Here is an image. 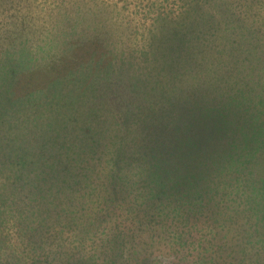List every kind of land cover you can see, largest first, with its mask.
Here are the masks:
<instances>
[{"label": "rangeland", "instance_id": "374dc122", "mask_svg": "<svg viewBox=\"0 0 264 264\" xmlns=\"http://www.w3.org/2000/svg\"><path fill=\"white\" fill-rule=\"evenodd\" d=\"M233 25L255 43L238 52L252 66L235 86L241 102L230 109L227 97L215 100L221 90L211 75L221 69L219 51L231 54L245 37ZM76 38L83 45L75 66L66 60ZM210 39L217 65L206 74L198 57ZM186 54L172 69L186 74L182 84L164 70ZM129 84L134 96L145 89L157 97L166 118L162 147L172 153L174 180L186 185L198 153L186 136L203 107H220L229 123L231 111L247 116L264 95V0H0V264H264V113L259 121L242 118L241 133H213L214 144L227 148L212 163L219 170L200 184L213 200H194L191 209L185 198L165 201L170 221L151 229L140 214L162 210L150 195L162 189L152 179L164 171L150 162L119 164L108 149L116 145L114 108ZM100 144L102 158L84 162ZM93 166L91 187L85 175ZM59 197L61 232L48 235L47 258L35 230H46L43 220L56 223ZM88 223L97 229L87 236ZM111 233L110 242H99ZM160 233L168 246L159 244Z\"/></svg>", "mask_w": 264, "mask_h": 264}, {"label": "trees", "instance_id": "16d2710c", "mask_svg": "<svg viewBox=\"0 0 264 264\" xmlns=\"http://www.w3.org/2000/svg\"><path fill=\"white\" fill-rule=\"evenodd\" d=\"M210 27V26H209ZM216 27L215 23L211 25L212 30H214ZM241 28L240 32H242L243 35H245L244 39L240 40L237 45L233 48V51L231 54L227 55L223 50L219 51L221 53L220 55V62H218V65H220L221 69L219 72H215L211 75L215 81V84H217V90H221V96H218V94L215 96V100L220 103V100L222 97H224V100H226L227 97V104L230 103L229 108L233 106H237L241 102L239 88H235L236 85H240L241 77L245 74L244 72L252 66V63L250 64L249 61L242 59V56L238 54V52L244 51V49L251 47L255 42L253 40H247L245 41L246 34L250 33L249 30H246V28H243L241 25L240 27H236L235 25L232 26V29L234 30L232 33L234 35H240L239 29ZM207 31H209L208 28H206ZM250 35V34H249ZM251 36V35H250ZM248 37V36H247ZM218 38V37H216ZM255 38V37H250ZM72 39V38H70ZM220 39V38H218ZM77 42H80L79 44H76L75 42H67L70 47L72 48L67 51V60L66 63L74 62L75 66L78 64V51L81 50L83 43L81 42L80 38H76ZM208 41V39H207ZM214 42L209 40V43L205 47L203 59L198 57V64L202 65L204 67L205 73H208V69L215 68L217 65V50H214ZM236 50V51H235ZM217 52V53H216ZM188 54V53H187ZM187 54L183 56L182 59L175 60V63L173 65L167 64L164 74L169 77L171 73L176 78H181L182 84H188L186 81V74L180 72L178 69L176 71L172 70L174 65H178L181 67L185 61L187 60ZM237 54L240 56V58L237 56ZM201 55V54H200ZM188 58H192L191 55L188 54ZM225 58V59H224ZM224 61V64L222 66V63ZM65 60H63V63ZM231 68L233 71V74H229L227 71V68ZM237 72V73H236ZM163 76V80L168 79L166 76ZM207 81V80H206ZM208 83V82H207ZM221 87V88H220ZM143 88V87H142ZM144 89V88H143ZM132 91V85H126L123 87V93L122 97L117 101V104L115 106V110H117L118 118L115 119V122L118 123L117 127L115 128V146L112 150L109 149L110 154H115L116 157H114V160L116 162L122 163L123 161L125 163H128L127 165L132 166L134 164L133 161L140 162L142 167H145V165L150 162L154 163L156 166H158V170L164 171V177L157 178L158 176L154 177L152 179V183L159 185L158 182H161L162 189L161 190H153L156 194L153 192L150 195L151 200H154L155 195L156 200L159 201L160 209L157 210V207L152 211L150 210V216L140 214L141 220L140 224L151 227V229H158L159 225L168 223L170 221V213H169V204H172V202L181 203L182 198H185L187 200V204H184V206L189 207L191 209V203L194 202V200H198L199 202L205 200L211 202L213 200L212 195H205V192L202 190L204 189V186H201L203 182L208 183L209 181V174L211 175L212 168L219 170L218 165L212 164L214 162L220 161V159L223 157V154H226L227 148H225L222 143L221 144H214L216 139L214 138L213 133L215 131H223V128L232 127L234 130L230 131V133H241L243 131V126L245 123L242 122V118L247 121L248 118H252L255 115V119L259 121V117L262 113H264V95L261 96L257 103H250V112H248V115L245 116L242 114V111L233 112L231 111L232 119L229 123H226L224 116H227L226 111H224V114L221 112V108L217 106L211 107V104L208 103L207 106H204L203 109L200 111L199 115V121L195 122L194 132L193 129L189 131L190 135L186 136V140L192 142L193 144H196L198 147V153L195 157V160H193L190 163V166L192 167V171L190 174V181L185 185H180L179 181L174 180L173 170L172 168V161L168 164L169 159H171L172 153L167 148H163L162 144V130L164 127V123L166 121L165 113L162 108L158 105L157 97L155 95L147 96L145 93V89L143 90L144 94L142 97L134 96V94L130 93ZM130 95V98H127V95ZM223 95V96H222ZM126 99L127 101L123 100ZM263 108V109H262ZM254 121V119H253ZM158 124V125H157ZM160 124V125H159ZM168 132V131H167ZM193 132V133H192ZM99 141L102 142V139ZM235 141V140H234ZM225 142V141H224ZM228 143V141H226ZM233 144V143H232ZM227 147H232L231 144H227ZM248 145V144H247ZM102 145L98 146L93 152L87 153L85 157L84 162H91L92 158L96 159L95 156L98 154L100 158H102V152L101 150ZM21 148V147H20ZM255 147H253L254 149ZM23 149V148H22ZM256 149H260L256 147ZM231 153V152H230ZM82 156V155H81ZM260 158L256 159L255 161L257 163H263ZM111 160V158H110ZM100 161H102L100 159ZM109 161V160H108ZM261 161V162H259ZM210 164H212V167H210ZM87 165L84 167L86 169ZM92 166V165H91ZM95 166L92 167L93 171L91 174H86L85 176L89 181L91 182V187L94 184V180L97 177ZM144 169V168H143ZM215 170V171H216ZM144 171V170H143ZM213 181L216 182V180L222 179L220 176L214 175ZM166 178V179H165ZM263 183V182H262ZM155 185V186H156ZM101 189V186H100ZM162 194V195H161ZM159 195L161 196L159 200ZM152 196V197H151ZM149 198V199H150ZM57 198L55 200V204L52 205L54 210L52 211L53 217L56 218V223H54L53 218H51L48 221L43 220V224L46 225V230L42 232L41 228H38L35 230L36 236L39 238L37 242L39 244L38 248L41 250L43 248L44 253L46 257H50L52 255V252L50 251V244L51 242H47V237L51 232H54L56 235L60 234L61 232V225H60V219H59V200ZM54 201V200H53ZM167 201L169 204H165L163 202ZM193 207V206H192ZM257 206L252 207L251 210H255ZM51 210V208H50ZM189 210V209H188ZM165 211L166 214L163 213ZM210 219V218H209ZM154 227V228H153ZM93 228L97 229L95 225L93 224H85L84 225V231L87 234L92 233L93 234ZM163 231V230H162ZM145 234L148 233L147 231H144ZM113 233L109 234L105 239L99 241L100 243L103 242H110L111 236ZM160 241L159 244L165 245L168 238L165 239L167 241H163V238L160 233ZM177 238V237H176ZM154 245V244H153ZM169 244L167 243L166 246ZM163 247V246H162ZM130 248L126 250V253H128V256H130ZM41 252V251H40ZM236 253L235 250H232L229 252V256H234ZM109 254V253H108ZM127 257V255H125ZM124 254L122 256H117L113 253L109 254V257L111 259H116L118 257L122 258L123 260L126 259ZM129 259V258H128ZM138 259V258H137ZM39 263V262H38ZM48 264V263H47ZM129 264V263H128ZM132 264H147L146 260L144 261H136Z\"/></svg>", "mask_w": 264, "mask_h": 264}]
</instances>
